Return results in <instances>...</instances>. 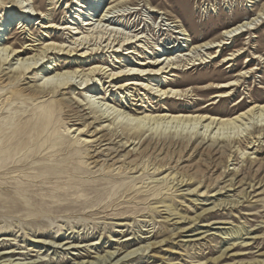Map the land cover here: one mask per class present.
Returning a JSON list of instances; mask_svg holds the SVG:
<instances>
[{"label":"rangeland","instance_id":"374dc122","mask_svg":"<svg viewBox=\"0 0 264 264\" xmlns=\"http://www.w3.org/2000/svg\"><path fill=\"white\" fill-rule=\"evenodd\" d=\"M15 1L0 0V18L8 10L18 12L20 1L28 7L38 6L45 16L24 22L20 34L16 23L9 25L5 31L6 45L17 48L30 40L50 38L68 44L67 31L44 27L48 21L54 24L69 21L68 10L74 0H17L19 4ZM84 1L88 3V0ZM131 1L132 7L142 11L141 24L143 20L149 22L145 9L154 7L165 12L168 19L177 18L182 22L194 42L215 39L220 30L249 14L244 11L247 0H219L224 4L208 7L205 11L201 7L204 5L205 8V0ZM213 1L210 3L214 4ZM262 22L252 31L251 39L242 35L234 40L231 49L222 53L225 55L238 49L247 41L248 51L234 62L232 73L226 65H208L181 75L176 86H194V94L201 98V101L192 98V104L196 103L194 109L203 106L216 91H204L197 89L198 86L232 80L233 74L244 69L247 55L252 52L264 58V20ZM156 38L151 37L150 42L154 43ZM73 60L60 55L51 59L48 65ZM8 67L2 68L7 71ZM98 79L90 85L94 84L92 87L98 86L100 90L105 80ZM19 80L0 91V136L12 139L13 150L0 156V239L4 240L0 243V254L14 251L0 255V264L91 262L96 256L102 257L106 252L116 254L122 248L118 252L120 258L127 251L147 244L153 246L142 256L128 262L123 258L115 262L117 258L113 264H254L261 261L260 264H264V144L250 156L255 159L245 162L232 151L221 160L211 158L202 149H187L179 156L176 151H144V146L139 145L133 148V145L129 146L131 141L124 145L120 127L117 129L119 138L111 140L112 150L109 141H104L101 134H97L99 131H95L99 123L92 122L90 130H83L86 133H71L68 128L81 129L84 125L63 108L53 114L50 130L41 139H36L32 126L52 97L63 94L81 105L79 116L85 115L89 122L93 114L79 98L80 90H75L79 88V79L72 80L74 86L68 90L59 88L57 93L35 102L20 99L17 94L9 102L10 89L24 83L39 84V77L34 72L22 75ZM242 82L241 87L233 90L230 99L211 105L203 112L234 114L247 106L244 102L248 99H245L241 105L232 108L243 97L264 102V67ZM182 104V101L168 100L155 103V106L180 110ZM52 131L54 133L49 136ZM45 139L47 141L43 142ZM89 147L98 155L96 165L89 166L85 162ZM177 181L182 183L176 184ZM217 199L238 203L213 207ZM196 217L198 219L190 223ZM234 231L240 239H234ZM127 237L133 241L123 243ZM64 242L85 248L67 252L63 251L67 246L62 250L51 247L53 243ZM93 243L100 244L97 247L102 246V249L96 253L97 250L89 247ZM77 254L79 259H76Z\"/></svg>","mask_w":264,"mask_h":264},{"label":"bare ground","instance_id":"6f19581e","mask_svg":"<svg viewBox=\"0 0 264 264\" xmlns=\"http://www.w3.org/2000/svg\"><path fill=\"white\" fill-rule=\"evenodd\" d=\"M7 1L14 2V0ZM214 1L213 4L210 3L212 0H205L207 4L205 8L202 5V9L205 11L208 7L215 6L216 8L224 4L219 0ZM20 3L17 4L20 9L18 12L8 10L0 18V91L18 83L22 75L34 72V75L39 77V84L37 86L29 85V83L17 85L18 87L8 91V101L11 102L14 94H17L20 99L35 102L57 93L59 88L68 90L74 86L75 82L72 80L79 79V82L81 81L78 84L79 88L75 90H80V93H77L79 98L81 97L84 106H88L93 114L92 121L89 122V118L85 115L79 116L81 105H76L72 99L63 94L52 97L51 103L38 114L35 125L32 126L36 139H41L50 130L53 114L63 108L73 118L77 117V120L84 125L81 129L68 128L71 133L78 132V135L86 133L91 129L92 122L99 123L95 131H99L97 134H101L100 138L104 141H109V147L112 150L111 140L119 138L117 129L121 127V135L125 140L124 145L131 141L129 146L133 145V148L137 145L144 146V151L158 150L168 153L170 150L176 151L180 156L187 149L193 151L202 149L211 158L217 160H221L230 151L236 152L244 162L256 158H250V156L257 153L258 147L264 144V102H256L243 97L237 100L232 108L241 105L245 99H248L244 102L247 106L231 115L211 114L203 111L224 99H230L234 95L233 90L241 87L244 79L260 71L264 67V58L261 54L252 52L247 55L244 69L233 74L232 80L219 83L209 82L198 86L197 89L204 91H216L204 101L203 106L197 109H194L196 103L191 102L192 98L195 101H201V98L194 94L196 87L191 85L178 87L176 84L182 79V74L197 68H206L208 65H215V67L226 65V69L232 73L234 62L248 51L245 47L247 41L238 49L230 50L225 55L222 53L226 49H231L234 40L238 37L248 35V38H252V31L263 23L264 2L247 0L244 11L248 12V15L243 16L237 23L220 30L215 39L194 42L189 38L190 33L182 22L177 18L168 19L165 12L154 7L149 6L145 9L148 10L149 22L143 20L141 24V9L132 7L131 0H88V3L84 0H74L72 7L68 10L69 21L61 24L48 21L44 27L49 30L67 31V38L70 40L68 44L64 41H52L51 38L43 41L34 39L16 48L5 43V31L9 25L16 23L17 33L20 34L21 29L24 28V22L28 23L33 17H37L35 20H38L39 17L45 16L42 11H39L38 6L28 7V4L24 5L21 1ZM158 18L159 22H157ZM154 36L157 38L152 43L150 39ZM60 55L74 58V60L68 63L48 65L51 59ZM82 59L84 61L78 64L77 61ZM89 60L93 62L87 64ZM11 62L14 63L9 64ZM249 63H253V66H248ZM6 65L9 66L7 71L2 68ZM96 78L105 80L100 90L98 86L90 85V82L100 81ZM168 100L182 101L181 109L155 106V103L160 104ZM53 133L54 131L49 136ZM85 138L92 139L91 137ZM11 140L0 136V156L3 157L13 151ZM46 141L45 139L43 142ZM84 141L86 143L96 142V140ZM248 150L252 153L247 154ZM97 159L96 151L90 150L86 154L85 162L89 166L96 165ZM178 182L182 183V181H177L176 184ZM216 202L213 207L238 203V201L228 202V200L220 199ZM197 219L198 217L190 220V223ZM236 234L237 232L234 231L235 236ZM240 238L238 235L234 239ZM130 240L133 241V238L127 237L122 242ZM2 241L4 240L0 239V243ZM36 243L49 245L44 241L43 243L36 241ZM57 244L53 243L51 247L62 250L67 246L63 249L67 252L85 248L71 242ZM97 245L100 244L93 243L89 247H93L97 253L99 249H102V246L97 247ZM152 246V244H147L124 252V256L118 258L121 248L118 252L116 251V254L106 252L102 257L96 256L94 261H81L76 264H113L117 258L115 262L121 258L128 262L142 256ZM12 253L14 251L9 250L0 255ZM79 258L80 255L77 254L76 259ZM67 262L69 261L65 263Z\"/></svg>","mask_w":264,"mask_h":264}]
</instances>
